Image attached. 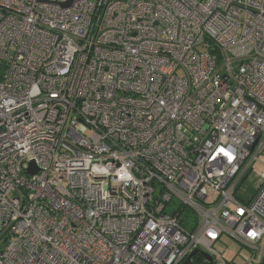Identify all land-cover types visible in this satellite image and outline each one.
<instances>
[{
	"label": "built area",
	"instance_id": "built-area-1",
	"mask_svg": "<svg viewBox=\"0 0 264 264\" xmlns=\"http://www.w3.org/2000/svg\"><path fill=\"white\" fill-rule=\"evenodd\" d=\"M255 163L264 0H0V264H264Z\"/></svg>",
	"mask_w": 264,
	"mask_h": 264
},
{
	"label": "rangeland",
	"instance_id": "rangeland-1",
	"mask_svg": "<svg viewBox=\"0 0 264 264\" xmlns=\"http://www.w3.org/2000/svg\"><path fill=\"white\" fill-rule=\"evenodd\" d=\"M254 172L249 174L236 190V196L242 201H248L260 184V174L264 173L263 166L255 163ZM215 251L220 253L227 261H233L235 264H244V256L248 254L247 250L233 239L222 236L214 245Z\"/></svg>",
	"mask_w": 264,
	"mask_h": 264
},
{
	"label": "trees",
	"instance_id": "trees-1",
	"mask_svg": "<svg viewBox=\"0 0 264 264\" xmlns=\"http://www.w3.org/2000/svg\"><path fill=\"white\" fill-rule=\"evenodd\" d=\"M178 213H180L179 217L181 220V226L186 229L193 230L196 224V218L194 215L187 208L183 207L178 208Z\"/></svg>",
	"mask_w": 264,
	"mask_h": 264
},
{
	"label": "water",
	"instance_id": "water-1",
	"mask_svg": "<svg viewBox=\"0 0 264 264\" xmlns=\"http://www.w3.org/2000/svg\"><path fill=\"white\" fill-rule=\"evenodd\" d=\"M68 5H69V2L66 3V4H62L61 6H62V7H67ZM36 171H37V169H36L35 165L31 162V163H30V168H29V170H28L29 174L33 175V174L36 173ZM198 252H199L198 250H194V251L191 253L190 257H189V258H188L183 264H193V263L190 262V258H191L192 256H194V255H195L196 253H198ZM200 253L203 254V257H204V258H206L208 261H210V257H209L207 254H205V253H203V252H200Z\"/></svg>",
	"mask_w": 264,
	"mask_h": 264
}]
</instances>
